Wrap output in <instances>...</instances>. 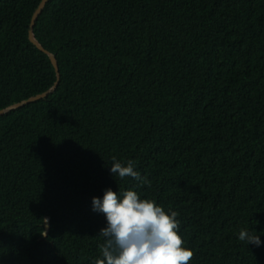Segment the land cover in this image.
<instances>
[{"label":"trees","instance_id":"16d2710c","mask_svg":"<svg viewBox=\"0 0 264 264\" xmlns=\"http://www.w3.org/2000/svg\"><path fill=\"white\" fill-rule=\"evenodd\" d=\"M39 1L0 0V109L55 80ZM33 34L60 80L0 116V264H92L107 187L178 212L188 264H264V0H48Z\"/></svg>","mask_w":264,"mask_h":264},{"label":"clouds","instance_id":"9594fccd","mask_svg":"<svg viewBox=\"0 0 264 264\" xmlns=\"http://www.w3.org/2000/svg\"><path fill=\"white\" fill-rule=\"evenodd\" d=\"M136 162H121L112 157L110 172L120 179L131 177L150 186L135 169ZM92 210L102 212L106 226L98 235L104 238L100 256L92 264H188L193 250L182 247L185 243L177 234L180 221L178 212L165 210L153 199H141L129 188L122 194L110 187L103 190L102 197H92ZM238 239L259 246L256 232L241 228Z\"/></svg>","mask_w":264,"mask_h":264},{"label":"water","instance_id":"95a60500","mask_svg":"<svg viewBox=\"0 0 264 264\" xmlns=\"http://www.w3.org/2000/svg\"><path fill=\"white\" fill-rule=\"evenodd\" d=\"M48 0H40L39 3L37 4L36 8L34 9V11L31 14L30 17V21H29V29H28V40L36 47L38 48L40 51L44 52L45 54H47L53 68L55 71V80L53 82V84L46 90L38 93V94H34L26 99H23L21 101H18L16 103H13L11 105H8L2 109H0V116L3 114H6L10 111H13L15 109L21 108L27 104H30L32 102L44 99L45 97H47L49 94H51L57 87L59 80H60V73H59V68H58V64L56 61V58L54 56V54L48 50H46L35 38L34 34H33V27L35 25V22L38 18V16L40 15V13L42 12L46 2ZM45 226L48 227V219H45Z\"/></svg>","mask_w":264,"mask_h":264}]
</instances>
